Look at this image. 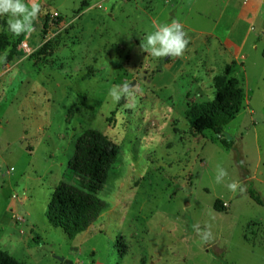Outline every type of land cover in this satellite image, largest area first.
Instances as JSON below:
<instances>
[{"label": "rangeland", "instance_id": "obj_1", "mask_svg": "<svg viewBox=\"0 0 264 264\" xmlns=\"http://www.w3.org/2000/svg\"><path fill=\"white\" fill-rule=\"evenodd\" d=\"M35 2L31 33L0 16V249L21 264H264V206L250 197L264 202V0ZM172 21L181 56L141 50ZM227 66L242 110L222 135L195 133L187 112L214 99ZM89 129L119 157L99 194L109 207L69 239L47 209Z\"/></svg>", "mask_w": 264, "mask_h": 264}, {"label": "trees", "instance_id": "obj_2", "mask_svg": "<svg viewBox=\"0 0 264 264\" xmlns=\"http://www.w3.org/2000/svg\"><path fill=\"white\" fill-rule=\"evenodd\" d=\"M48 20L44 31L48 29ZM3 36L0 52L4 50ZM230 66L225 74L216 80V94L212 101L191 104L187 117L195 133L211 131L222 135L225 128L242 110L244 91L237 80L228 79ZM119 157L116 144L98 130H86L75 146V153L69 163L67 180L61 182L51 195L47 219L55 228L64 232L69 239L86 233L99 216L109 207L99 194L108 182L112 169ZM250 197L258 205L264 202L254 192ZM224 204L218 201L215 210L224 211ZM0 264H21L7 252L0 249Z\"/></svg>", "mask_w": 264, "mask_h": 264}, {"label": "clouds", "instance_id": "obj_3", "mask_svg": "<svg viewBox=\"0 0 264 264\" xmlns=\"http://www.w3.org/2000/svg\"><path fill=\"white\" fill-rule=\"evenodd\" d=\"M40 14L41 7L35 0L29 4H25L23 0H0V16L7 15L9 17L7 28L14 36L31 33L33 22ZM187 44L188 40L185 38L181 25L172 21L168 24L154 25V31L145 35L140 47L142 51H146L156 58L177 57L183 54ZM122 93L123 88L120 86H115L109 90V96L114 103L120 100ZM226 176V170L218 167L216 182L221 183ZM227 188L229 191L236 192L238 186L235 182H230L227 184ZM199 231L197 229L198 233ZM209 238L210 233L205 230L201 239L206 241Z\"/></svg>", "mask_w": 264, "mask_h": 264}, {"label": "water", "instance_id": "obj_4", "mask_svg": "<svg viewBox=\"0 0 264 264\" xmlns=\"http://www.w3.org/2000/svg\"><path fill=\"white\" fill-rule=\"evenodd\" d=\"M131 86H128L127 89H129ZM229 139V138H228ZM230 140V139H229ZM61 262H65L66 264H73L70 261H65L64 259H60Z\"/></svg>", "mask_w": 264, "mask_h": 264}, {"label": "built area", "instance_id": "obj_5", "mask_svg": "<svg viewBox=\"0 0 264 264\" xmlns=\"http://www.w3.org/2000/svg\"><path fill=\"white\" fill-rule=\"evenodd\" d=\"M264 5V4H263Z\"/></svg>", "mask_w": 264, "mask_h": 264}, {"label": "crops", "instance_id": "obj_6", "mask_svg": "<svg viewBox=\"0 0 264 264\" xmlns=\"http://www.w3.org/2000/svg\"><path fill=\"white\" fill-rule=\"evenodd\" d=\"M258 12V11H257Z\"/></svg>", "mask_w": 264, "mask_h": 264}]
</instances>
